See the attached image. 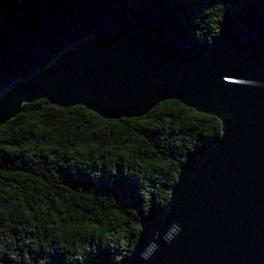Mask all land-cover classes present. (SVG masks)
Segmentation results:
<instances>
[{"label":"water","instance_id":"obj_1","mask_svg":"<svg viewBox=\"0 0 264 264\" xmlns=\"http://www.w3.org/2000/svg\"><path fill=\"white\" fill-rule=\"evenodd\" d=\"M40 100L106 120L166 101L216 118L221 135L187 155L120 264H264V2L227 16L200 45L163 7L0 0V126ZM173 223L182 231L169 244Z\"/></svg>","mask_w":264,"mask_h":264},{"label":"trees","instance_id":"obj_2","mask_svg":"<svg viewBox=\"0 0 264 264\" xmlns=\"http://www.w3.org/2000/svg\"><path fill=\"white\" fill-rule=\"evenodd\" d=\"M54 3L61 0H21ZM171 9L210 43L227 16L264 0H84ZM221 135L220 122L177 101L133 119L40 100L0 126V264H120L163 208L188 154Z\"/></svg>","mask_w":264,"mask_h":264},{"label":"clouds","instance_id":"obj_3","mask_svg":"<svg viewBox=\"0 0 264 264\" xmlns=\"http://www.w3.org/2000/svg\"><path fill=\"white\" fill-rule=\"evenodd\" d=\"M182 231V227L181 225H179L178 223H173L170 227V229L164 234L163 236V240L166 243H172V241L174 240V238ZM160 237V233L157 232L155 234V239L148 244V246L140 253V257L141 259L147 261L149 259H151V257L153 256V254L158 250L159 248V244L156 242V240H159Z\"/></svg>","mask_w":264,"mask_h":264}]
</instances>
